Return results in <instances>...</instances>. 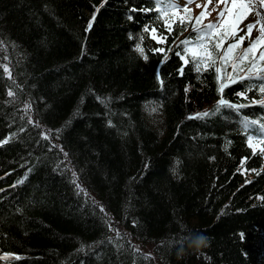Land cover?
<instances>
[{
	"label": "trees",
	"instance_id": "trees-1",
	"mask_svg": "<svg viewBox=\"0 0 264 264\" xmlns=\"http://www.w3.org/2000/svg\"><path fill=\"white\" fill-rule=\"evenodd\" d=\"M154 8L0 0V264H264V61L197 72Z\"/></svg>",
	"mask_w": 264,
	"mask_h": 264
},
{
	"label": "snow or ice",
	"instance_id": "snow-or-ice-1",
	"mask_svg": "<svg viewBox=\"0 0 264 264\" xmlns=\"http://www.w3.org/2000/svg\"><path fill=\"white\" fill-rule=\"evenodd\" d=\"M106 2V0H105ZM193 2V0H185V6L183 8V12L189 13V8L187 5H190ZM245 2L246 0H216L217 7L213 9V11L217 12V18L215 23H209L207 25H204L203 29H199L196 25H199L202 23V20L205 18V11L207 10V6H205V11H202L198 17H196V23L192 25V31L196 33V35L190 39H185L181 41V44L184 45L183 47V54L180 51L176 52V55L184 62L185 65L189 63V60L186 58L188 56H191L192 64L194 69L197 72H200L203 68L205 71H207L209 68H212L216 62L217 59L221 61L222 64L228 63L229 57L233 55V50L240 47L242 42L246 37H250L251 33L253 31V28L256 27V24H260L259 32L260 35L257 36L254 40H251L250 44L247 48L244 49L243 53L239 57H235V60L237 62L232 63V69L235 72L237 70L238 64H243L244 61L247 59L249 63L251 64V67L248 69V71H251L252 68L256 67L257 59L259 61H264V51H260L259 57L257 58L255 55V52L257 48L264 47V23H261V21L258 19L255 24H248L246 26L247 30L245 32V35L238 36L237 32L243 31L242 29H238V24L242 22L244 18H246L247 15V9L245 8ZM262 3H264V0H261ZM212 0H208V4H211ZM223 5V8H220L219 6ZM103 5H101L102 7ZM200 7V5H197ZM155 10L158 13H160V16L157 17V19H163L164 17H167L170 12L175 13L177 11H180L178 3L175 2V0H155V8L154 9H143V11H151ZM99 11V9H97ZM132 11H136V9H132ZM210 15V13H209ZM259 16L260 14L257 13ZM129 19H132V17H129ZM185 17L181 16L179 17V27L183 29V31H187V25L185 23ZM187 19L190 21L191 16L189 15ZM95 20V13L92 16V20L89 21L87 30H90L92 27V23ZM175 21H172L174 23ZM164 27L167 29V31L171 32V25L168 20H165ZM219 29V35L216 38V41L214 44L211 41H206V37H210L213 35H216V30ZM144 33H148L150 38L157 43H163L167 40V36L160 35L157 36V28L153 27L149 29L148 27H145L143 29ZM182 34V33H181ZM231 36L234 40L233 43L228 44V47L223 50V55H218L222 45L224 44L227 37ZM145 39L143 35H141L140 40L141 42ZM139 55H141L145 60L148 59L146 55H144V48L141 46V43H137L136 49H135ZM171 51V49H168ZM152 51L154 52H163V48H153ZM251 54V55H250ZM164 59H167V56L164 57ZM5 72H8L7 67H5ZM183 67L179 69V72L183 74ZM260 71L264 72V68L260 69ZM215 72L217 73V80L219 81L221 79L220 73L222 72V68H215ZM157 80L158 82L163 84V81L160 78L159 73H157ZM229 79H234L233 77L229 76ZM259 79L261 81H264V75L260 76ZM226 84H221L218 91L222 93L223 88L226 87ZM187 92V89H185ZM259 91L264 94V83H261L259 86ZM8 95L10 97L14 96L15 94L10 90L8 92ZM238 95L243 96L244 93H238ZM261 103H264V101H259ZM227 103L223 99L218 101V107L220 105H223ZM233 108L243 107V105H230ZM152 111H155V109H152ZM209 113H200L198 116L203 117L207 116ZM194 117H189V119H193ZM31 122V121H30ZM258 121H246L245 127H248L249 124L256 125L258 124ZM47 138V136H45ZM256 140L259 143H261V147L259 149L260 153L264 154V124H260V130L259 135H249L248 136V144L249 147H253V141ZM8 141L5 140L3 143H7ZM255 154V152L253 153ZM67 155V154H65ZM243 164V161L241 162ZM251 171L255 172V169H252ZM259 174V173H257ZM250 183V181H248ZM264 199V198H261ZM101 211H103V208H101ZM119 235V233H117ZM244 238V234L241 233V239Z\"/></svg>",
	"mask_w": 264,
	"mask_h": 264
},
{
	"label": "rangeland",
	"instance_id": "rangeland-1",
	"mask_svg": "<svg viewBox=\"0 0 264 264\" xmlns=\"http://www.w3.org/2000/svg\"><path fill=\"white\" fill-rule=\"evenodd\" d=\"M197 5H200V7H198ZM184 6L185 3L183 4L180 11H178L177 14L174 16L173 21H175L176 23L179 22V17L183 16L186 18L185 22L191 25L195 24L196 23L195 18L198 17L202 11H205V6H207V10L205 11V18L202 20L199 29H203L204 25L216 22L217 12L213 11V9L217 7L216 0H212L211 4H208V0H193V2L190 5H187V7L189 8V13L183 12ZM219 7L223 8L224 6L220 5ZM245 8L247 9L246 18H244L242 22L238 24V29L243 30V31L238 30L237 35L239 36L245 35V32L247 30L246 26L248 24H255L258 19L261 21V23H264V3H262L261 0H246ZM257 13H259L260 15L258 16ZM189 15L191 16L190 21L187 19ZM259 28H260V24H256V27L253 28L251 36L246 37L244 39V41L248 45L250 44L251 40H254L257 36L260 35ZM218 35H219V29L216 30V35L206 37L205 40L212 41V39L217 37ZM256 51L260 53V51H264V47L257 48ZM153 120L155 123L161 126L162 123L160 122V117L158 114H155ZM261 146L262 145L259 142L253 144V148L257 152L259 151Z\"/></svg>",
	"mask_w": 264,
	"mask_h": 264
},
{
	"label": "clouds",
	"instance_id": "clouds-1",
	"mask_svg": "<svg viewBox=\"0 0 264 264\" xmlns=\"http://www.w3.org/2000/svg\"><path fill=\"white\" fill-rule=\"evenodd\" d=\"M203 242H204L203 239H196L193 243H194L195 246L198 247V246H200Z\"/></svg>",
	"mask_w": 264,
	"mask_h": 264
},
{
	"label": "bare ground",
	"instance_id": "bare-ground-1",
	"mask_svg": "<svg viewBox=\"0 0 264 264\" xmlns=\"http://www.w3.org/2000/svg\"><path fill=\"white\" fill-rule=\"evenodd\" d=\"M152 123H153V122H152ZM154 125H155V123H154ZM156 125H157V124H156ZM161 131H162V130H161ZM157 133L160 134V135H164L163 133H161V132H159V131H158Z\"/></svg>",
	"mask_w": 264,
	"mask_h": 264
}]
</instances>
